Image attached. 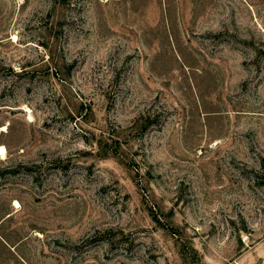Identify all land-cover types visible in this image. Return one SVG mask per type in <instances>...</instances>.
I'll return each mask as SVG.
<instances>
[{"label":"rangeland","instance_id":"obj_1","mask_svg":"<svg viewBox=\"0 0 264 264\" xmlns=\"http://www.w3.org/2000/svg\"><path fill=\"white\" fill-rule=\"evenodd\" d=\"M0 145V264H264V0H0Z\"/></svg>","mask_w":264,"mask_h":264},{"label":"bare ground","instance_id":"obj_2","mask_svg":"<svg viewBox=\"0 0 264 264\" xmlns=\"http://www.w3.org/2000/svg\"><path fill=\"white\" fill-rule=\"evenodd\" d=\"M8 151L5 145H0V156L6 157ZM19 203V202H17Z\"/></svg>","mask_w":264,"mask_h":264}]
</instances>
